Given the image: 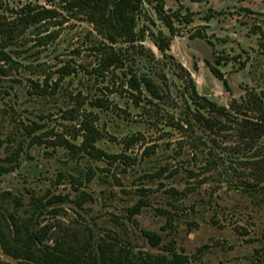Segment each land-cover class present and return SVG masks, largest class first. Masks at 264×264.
I'll return each instance as SVG.
<instances>
[{
  "label": "rangeland",
  "instance_id": "374dc122",
  "mask_svg": "<svg viewBox=\"0 0 264 264\" xmlns=\"http://www.w3.org/2000/svg\"><path fill=\"white\" fill-rule=\"evenodd\" d=\"M151 1V4H145V9L151 11L157 26H151L146 15L141 25L146 24L156 34L161 31L170 36L168 29L157 20V0ZM163 1L167 14L181 12V19L175 20L177 34L170 36L172 42L168 55L173 60L162 58L151 36L145 45L159 59V70L167 74L175 96L181 95L179 87L182 81L178 78L181 71L174 63L182 65L192 75L201 95L222 106H230L246 91L264 92V53L259 48L260 35L254 33L257 27L264 30V0ZM1 2L8 18L12 16V9L23 5H45L44 0ZM187 15L192 22L185 21ZM68 21L59 30L57 41L46 49L36 47L33 29L28 31L25 48H29V54L23 55L24 66L19 71H11L9 77L0 76V164L25 139L24 125L33 122L43 123L55 135L73 140L72 129L79 122L63 119L64 110L75 105L74 101L70 102V95L75 98L82 93L81 97L88 99L101 96V92L110 95L105 90L110 86L109 82L81 68L82 65L91 71L97 65L98 60L90 51L95 32L87 23ZM197 31L202 32L204 39H191ZM218 58L224 59L217 67L224 74L229 89L207 66V61L216 65ZM67 62L76 66L79 76L64 82L56 101L52 98L40 100L29 95L31 81L43 79L34 67L41 65L46 71L54 73ZM242 63L246 64L244 68ZM56 79L57 75H54L53 81ZM112 100L116 102V112H98L100 118L97 125L106 136L98 147L109 154H120L123 151L119 144L122 139L143 135L144 140L127 152L130 157L137 158L136 165L124 173L122 163L110 165L108 160L96 161L84 153L73 157L68 150L55 149L49 144L28 147V139L19 167L10 174L0 175V195L9 192L23 200L24 205L18 215L26 217L25 210L31 208L33 196L45 197L46 202L51 196L61 194L68 197L69 202L50 206L40 220L42 224L60 223L69 233L89 227L97 240L116 236L124 246H131L134 251L141 249L156 254L159 251L151 249L142 237V229L152 230L161 233L166 244L175 239L176 251L188 256L190 264H264V189L250 194L243 190L242 181L233 180L230 176L200 174L198 179L187 178L186 169L199 170L204 160L201 157L199 162L193 161L189 149H185L182 157L175 158L179 146L177 141L183 135L171 128L164 132V123L156 125L152 118L143 116L141 109L135 108L128 97L115 95ZM169 111L179 117V109ZM41 115L47 118L41 120ZM198 133L206 136L199 130ZM229 135L233 137L228 138ZM229 135L219 139L221 151L218 152L239 143L234 133ZM81 141L79 137L76 144ZM152 145L159 147L156 154L142 159L144 150ZM166 145L171 146L168 148ZM167 162L182 168L181 174L173 178H169L168 174L155 180L146 178ZM236 167L241 169L243 165ZM223 168L218 172L221 173ZM88 173L94 174L90 183L86 182ZM75 180L83 181L84 185L80 187ZM75 187L91 197L83 209L75 203L80 199V192ZM172 187L188 192V197L181 202L180 216L176 218L172 234H168L169 230H162L166 219L158 209H173L170 205L175 200L168 194ZM141 200L147 206L138 216L137 226L130 222L128 209ZM5 206L10 212L15 210L12 198ZM55 208L62 209L60 215L52 212ZM192 222L194 226L189 225ZM128 243L131 245H126ZM0 259L10 264H22L4 255L1 250Z\"/></svg>",
  "mask_w": 264,
  "mask_h": 264
},
{
  "label": "trees",
  "instance_id": "16d2710c",
  "mask_svg": "<svg viewBox=\"0 0 264 264\" xmlns=\"http://www.w3.org/2000/svg\"><path fill=\"white\" fill-rule=\"evenodd\" d=\"M44 1V6L29 3L12 9V16L8 18L7 10H4V4L0 0V76L9 77L11 71H19L24 66L23 55L29 54V48H25L28 31L33 29L36 47L46 49L57 41L59 30L72 19L89 24L95 32V41L90 51L97 58V65L91 71L82 65L81 68L88 74L109 82L110 86L105 90L110 95L101 92V96L95 95L92 99L81 97L82 93L75 98L70 95V102L74 101L75 105L64 110L63 119L79 122L77 127L72 129L73 140L66 139L64 135H55L54 131L46 129L43 123L24 125L25 139L5 158L3 164H0V175L10 174L19 167L28 139V147L49 144L55 149L68 150L73 157L84 153L96 161L108 160L110 165L122 163L125 166L123 172L126 173L128 168L137 163V158L130 157L127 152L144 140L143 135L137 134L122 139L119 144L122 145L123 151L120 154H109L98 147V143L106 138L104 131L97 125L100 118L98 112H116L117 105L112 97L119 95L121 98L128 97L132 105L141 109L143 116L152 118L156 125L164 123V132L171 128L183 135L177 141L179 146L176 152L174 151L175 158L182 157L185 149L190 150L195 162H199L203 157L204 163L199 170L186 169L187 178L198 179L206 174L230 176L233 180L242 181L243 190L250 194L259 193V189H264V92L246 91L244 96L234 100L230 106H222L201 95L192 75L182 65L174 63L181 71L178 78L182 81V86L179 87L181 95L175 96L167 74L159 70V59L145 45L151 36L162 58L173 60L168 52L171 37L177 34L175 20L181 19V12L169 15L165 11L166 3L157 0V20L168 29L170 37L161 31L157 34L152 32L151 27L146 24L141 25L146 15L150 25L157 26L151 11L145 9V4H151V0ZM185 21L192 22L188 15ZM254 33L260 35L259 48L264 53V30L257 27ZM204 37L200 31L191 35L192 39ZM223 60L218 58L216 62L220 65ZM208 64L212 73L229 89L224 75L210 62ZM242 65L244 68L246 64ZM34 68L43 79L31 81L32 89L29 95L40 100L52 98L56 101L64 82L68 78L79 76L76 66L70 62L59 67L54 73L46 71L41 65ZM54 75H57L55 81ZM167 109H179V117L169 110L166 111ZM44 116H40L41 120L47 118ZM198 130L206 136L199 135ZM231 133H234L239 143L235 147H225L222 152H218L221 151L219 139H225ZM79 137L82 141L76 144ZM170 146L166 145L168 148ZM158 148L156 145L147 147L142 159L155 155ZM249 154L252 156L249 157ZM237 165H243V168H237ZM222 167L224 170L221 169L219 173ZM181 172L182 168L173 167L167 162L146 178L155 180L165 174L173 178ZM86 176V182L93 181V173ZM75 181L80 187L84 185L83 181ZM76 190L80 192L81 189ZM168 194L175 200V203L170 205L173 209H158V212L166 219L162 230H169L168 234H172L176 218L180 216V204L188 197V192L172 187ZM9 198H12L15 206L13 212L8 211L5 206ZM88 198H91L90 195L81 191L80 199L75 202L77 207L83 209ZM68 202L69 198L61 194L51 196L46 202L45 197L33 196L31 208L26 209V217H22L18 215V211L24 205L23 200L9 192L0 195V250L3 254L22 264H190L188 256L176 251L175 239L166 244L165 237L152 230L142 229V237L151 249L159 251L156 254L141 249L134 251L131 246H124L116 236L100 237L97 240L89 227L69 233L60 223H41V218L50 206ZM146 206L147 203L141 200L128 209L130 222L139 226L138 216ZM191 208L194 209V206ZM52 212L57 216L61 214L62 209L55 208ZM189 225L194 226V223ZM0 264L10 263L0 259Z\"/></svg>",
  "mask_w": 264,
  "mask_h": 264
},
{
  "label": "flooded vegetation",
  "instance_id": "af4514ba",
  "mask_svg": "<svg viewBox=\"0 0 264 264\" xmlns=\"http://www.w3.org/2000/svg\"><path fill=\"white\" fill-rule=\"evenodd\" d=\"M192 39V38H191ZM192 40H196V39H192ZM217 60V59H216ZM208 62H210V61H207V66H208V68H209V71L212 73V71H211V69H210V66H209V64H208ZM212 65H213V63L212 62H210ZM223 63V62H222ZM216 65H213L214 67H216L219 71H220V69L217 67V66H220L219 64H217V62L215 63ZM221 72V71H220ZM222 73V72H221ZM213 74V73H212ZM223 74V73H222ZM214 75V74H213ZM224 75V74H223ZM215 76V75H214ZM216 77V76H215ZM217 78V77H216ZM224 78H225V76H224ZM217 79H219V78H217ZM220 80V79H219ZM226 80V79H225ZM223 84H224V82L222 81V80H220ZM227 81V80H226ZM228 83V82H227ZM224 86H225V84H224Z\"/></svg>",
  "mask_w": 264,
  "mask_h": 264
}]
</instances>
